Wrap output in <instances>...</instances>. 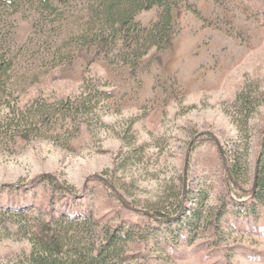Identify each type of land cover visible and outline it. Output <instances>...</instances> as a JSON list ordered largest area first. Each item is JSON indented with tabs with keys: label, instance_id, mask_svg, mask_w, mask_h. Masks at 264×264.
Returning <instances> with one entry per match:
<instances>
[{
	"label": "rangeland",
	"instance_id": "rangeland-1",
	"mask_svg": "<svg viewBox=\"0 0 264 264\" xmlns=\"http://www.w3.org/2000/svg\"><path fill=\"white\" fill-rule=\"evenodd\" d=\"M171 2V40L135 67L73 40L93 0H70L59 31L33 28L28 12L5 17L0 264H27L29 235L59 230L87 248L112 237L103 264H264V191L251 192L264 146V0ZM158 10L135 18L147 26ZM84 78L111 93L90 127L4 128L8 103L75 98ZM245 86L247 107L235 103Z\"/></svg>",
	"mask_w": 264,
	"mask_h": 264
},
{
	"label": "trees",
	"instance_id": "trees-1",
	"mask_svg": "<svg viewBox=\"0 0 264 264\" xmlns=\"http://www.w3.org/2000/svg\"><path fill=\"white\" fill-rule=\"evenodd\" d=\"M93 1L91 15L84 22L86 26L72 31L71 36L82 46L94 43L102 45L106 59L112 64L121 63L135 67L149 50L165 49L172 38L174 3L171 0ZM69 2L70 0H0V88L4 85L13 65V60L2 51L5 39L2 30L7 25L5 17L17 12H28L33 15V28L59 31L62 28L61 21L66 18L64 6ZM154 6L159 10L149 25L145 26L136 20L135 16L139 11ZM92 81L94 84H91ZM101 85L98 79L84 78L81 93L75 98L68 97L55 103L34 100L25 108H17L8 103L3 116L4 128L17 133L26 131L41 133L44 125L63 120L76 128L78 124L90 127L92 120L98 117V105L111 96V93ZM247 89L246 86L241 89L236 95L235 103L244 107L250 105ZM230 174L234 177L233 171ZM43 178L53 180L48 174L39 175L37 180ZM254 178L251 192L253 198L260 201L264 191V146L261 157L256 161ZM60 231L48 239L40 238L32 232L28 237L31 243L30 251L28 255L23 256L27 264L104 263L103 256L109 252L108 246L112 244V237L107 235L98 247L87 248L81 241L72 238L67 230Z\"/></svg>",
	"mask_w": 264,
	"mask_h": 264
}]
</instances>
